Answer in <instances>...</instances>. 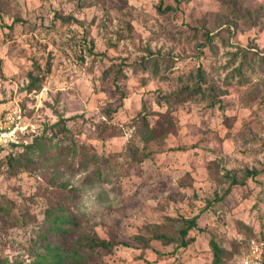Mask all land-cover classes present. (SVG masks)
<instances>
[{
	"label": "rangeland",
	"instance_id": "obj_1",
	"mask_svg": "<svg viewBox=\"0 0 264 264\" xmlns=\"http://www.w3.org/2000/svg\"><path fill=\"white\" fill-rule=\"evenodd\" d=\"M159 4L0 0V121H21L25 148L37 136L47 144L34 164L23 151L0 158V264L35 257L58 201L78 214L80 232L133 243L95 264H213L212 237L229 264L264 232V0ZM199 84L204 96L164 99ZM209 86L227 92L210 102ZM144 114L162 131H145ZM180 215H198L186 246L153 238L177 236Z\"/></svg>",
	"mask_w": 264,
	"mask_h": 264
},
{
	"label": "trees",
	"instance_id": "obj_2",
	"mask_svg": "<svg viewBox=\"0 0 264 264\" xmlns=\"http://www.w3.org/2000/svg\"><path fill=\"white\" fill-rule=\"evenodd\" d=\"M163 2L164 0H160L159 9L161 10H163ZM166 8L171 9L172 6L168 4L166 5L165 9ZM206 33L209 37L211 36L209 31H206ZM245 61L246 58L243 59L240 63V66L237 67L239 73H243V64ZM1 62L2 59L0 57V68ZM146 66L147 63H145L144 59H142L141 61H138L136 64H134L133 69L137 70ZM122 68L123 67L121 66L118 72H121V74L125 76L126 73ZM30 78L31 82L29 87L36 88V86H38L37 77H35L33 74H30ZM242 80L243 78L238 79V82H242ZM208 88L209 91L207 96L210 102H215L218 95L227 92L226 89H219L214 86H209ZM204 92V88L201 84L195 86L194 88L185 86L176 92L164 95V99H166L168 102H182L191 98H196L199 94L204 96ZM116 108L117 107L112 108L107 106L106 111L109 115H112V112L116 110ZM143 119L146 121L144 123L145 131H151L153 133L162 131L161 128L150 126L147 123V114L143 115ZM56 123L61 125V129L63 131L67 132L70 130L65 122L64 116H61L60 119L56 121ZM172 124L173 121L169 119L168 125L171 126ZM46 145L47 144L45 143L44 138L41 136H37L31 143H28L22 152L24 165L36 163L40 156L45 153ZM19 157V155L17 157L16 155L11 154L6 156V158L10 159L11 161ZM43 163L44 161L42 157L40 164ZM247 174L256 175L258 174V171L255 169H248ZM233 180L236 181V178L234 177ZM4 209L5 205L0 203V212H2ZM197 218L198 215L189 217L180 215L179 220L177 221V223H179L177 236L167 235L166 233L162 232L155 233L153 238L169 241L177 240V246H186L192 239L191 236H188L189 230L198 225ZM80 224L81 221L79 216L72 206L62 201L54 202L53 207L47 208L45 224L43 225L42 229L38 231V236L34 241V247L32 251L35 257L25 264H95L97 259L102 256L103 252L111 251L118 245L130 246L133 244L128 239H123L116 236L106 238L99 236L96 232H80ZM258 234L259 233H253L248 237L244 247L240 250L239 256L248 246L249 240ZM132 238L141 242L145 247L150 245V238L141 235H134ZM210 243L214 249L213 264H223V249L220 247L215 237L211 238ZM235 259H233L229 264H231Z\"/></svg>",
	"mask_w": 264,
	"mask_h": 264
},
{
	"label": "built area",
	"instance_id": "obj_3",
	"mask_svg": "<svg viewBox=\"0 0 264 264\" xmlns=\"http://www.w3.org/2000/svg\"><path fill=\"white\" fill-rule=\"evenodd\" d=\"M18 118L5 117V121H0V158L7 154H17L23 151L25 145L21 143L20 130H24ZM231 264H264V232L249 240L248 246L239 257Z\"/></svg>",
	"mask_w": 264,
	"mask_h": 264
}]
</instances>
